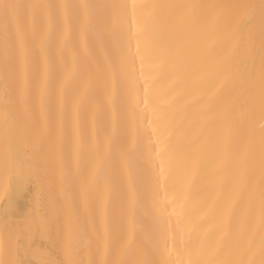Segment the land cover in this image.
I'll use <instances>...</instances> for the list:
<instances>
[{"label": "snow or ice", "instance_id": "6c2138e0", "mask_svg": "<svg viewBox=\"0 0 264 264\" xmlns=\"http://www.w3.org/2000/svg\"><path fill=\"white\" fill-rule=\"evenodd\" d=\"M0 264H264V0H0Z\"/></svg>", "mask_w": 264, "mask_h": 264}, {"label": "bare ground", "instance_id": "6f19581e", "mask_svg": "<svg viewBox=\"0 0 264 264\" xmlns=\"http://www.w3.org/2000/svg\"><path fill=\"white\" fill-rule=\"evenodd\" d=\"M107 2H120V0H107ZM216 2L235 3V2H247V0H216ZM255 2V0H253ZM35 193V182H30L22 195L17 196L15 192V182L11 191L12 199L15 202V206L12 210V217L14 219L22 218L30 208L33 207ZM8 198H5L4 204H7ZM141 222L147 227L150 225V217L145 214L144 209H141Z\"/></svg>", "mask_w": 264, "mask_h": 264}]
</instances>
